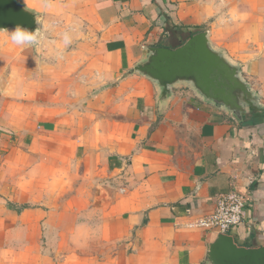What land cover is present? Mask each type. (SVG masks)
I'll return each mask as SVG.
<instances>
[{
	"label": "crops",
	"instance_id": "1",
	"mask_svg": "<svg viewBox=\"0 0 264 264\" xmlns=\"http://www.w3.org/2000/svg\"><path fill=\"white\" fill-rule=\"evenodd\" d=\"M38 46L0 32V264H207L218 197L264 245V115L130 73L145 45L207 30L264 104V0H24ZM13 30H10L11 32ZM71 43L54 53L61 34Z\"/></svg>",
	"mask_w": 264,
	"mask_h": 264
},
{
	"label": "water",
	"instance_id": "2",
	"mask_svg": "<svg viewBox=\"0 0 264 264\" xmlns=\"http://www.w3.org/2000/svg\"><path fill=\"white\" fill-rule=\"evenodd\" d=\"M39 17L24 0H0V29L14 30L20 25L38 31ZM130 73L154 82L160 89V100L169 98L174 88L188 86L204 101L243 120L264 115V104L246 79L243 66L217 48L207 30L195 33L176 48L145 45L142 59ZM206 259L207 264H264V245L242 246L231 234L218 233L208 246Z\"/></svg>",
	"mask_w": 264,
	"mask_h": 264
},
{
	"label": "built area",
	"instance_id": "3",
	"mask_svg": "<svg viewBox=\"0 0 264 264\" xmlns=\"http://www.w3.org/2000/svg\"><path fill=\"white\" fill-rule=\"evenodd\" d=\"M247 196L244 192L233 190L218 197L213 214L200 218L196 225L218 233L229 234L231 229L244 222L246 218Z\"/></svg>",
	"mask_w": 264,
	"mask_h": 264
},
{
	"label": "clouds",
	"instance_id": "4",
	"mask_svg": "<svg viewBox=\"0 0 264 264\" xmlns=\"http://www.w3.org/2000/svg\"><path fill=\"white\" fill-rule=\"evenodd\" d=\"M8 33V39L13 45L16 46H38L43 40V35L38 31H28L27 29L17 25L15 29L9 32L6 29H0ZM50 43L55 45L54 53L57 57L62 56V51L64 47H67L71 43V38L69 32H64L61 34V42L59 44L56 41H51Z\"/></svg>",
	"mask_w": 264,
	"mask_h": 264
},
{
	"label": "rangeland",
	"instance_id": "5",
	"mask_svg": "<svg viewBox=\"0 0 264 264\" xmlns=\"http://www.w3.org/2000/svg\"><path fill=\"white\" fill-rule=\"evenodd\" d=\"M8 31H10V30H8ZM0 32L5 33V31H0Z\"/></svg>",
	"mask_w": 264,
	"mask_h": 264
}]
</instances>
